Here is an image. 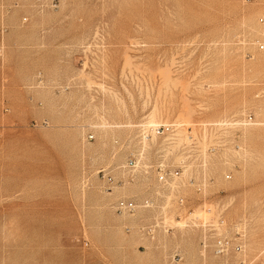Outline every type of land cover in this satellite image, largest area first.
I'll use <instances>...</instances> for the list:
<instances>
[{
  "label": "rangeland",
  "instance_id": "1",
  "mask_svg": "<svg viewBox=\"0 0 264 264\" xmlns=\"http://www.w3.org/2000/svg\"><path fill=\"white\" fill-rule=\"evenodd\" d=\"M261 17L264 0H0V264H264ZM152 112L198 148L165 152L186 165L168 190L148 171L161 139L124 169ZM218 237L242 250L215 256Z\"/></svg>",
  "mask_w": 264,
  "mask_h": 264
},
{
  "label": "built area",
  "instance_id": "2",
  "mask_svg": "<svg viewBox=\"0 0 264 264\" xmlns=\"http://www.w3.org/2000/svg\"><path fill=\"white\" fill-rule=\"evenodd\" d=\"M259 22L261 26H264V18H260ZM1 33H3V29L0 30ZM257 47L259 51H264V34H262V39L257 41ZM2 53V46L0 44V54ZM247 121H250L251 118L248 116L246 117ZM177 132H178V126L175 124H159L157 126L152 127L151 129L147 130L145 126L138 127L136 130V136L135 141L138 146L141 145L142 141L144 140H150L152 137V134L157 137L158 139H161L166 144L162 145L161 143L156 146L153 151H155L156 154V161L154 163H151L148 166V171L154 176L157 184L159 185L161 190H168L173 183L177 179H179L183 175V171L186 167L185 162L181 161L176 165H169L167 163V157L165 156L167 154V149L165 146H167L170 143H174L177 140ZM190 141L192 139L191 136ZM93 137H89L88 139H92ZM209 147L210 151H214L215 147L211 148ZM175 152L177 154H189L191 152L198 153V148L196 147H187V145L183 146H177L174 148V150H169V153ZM166 152V154H165ZM143 151L140 150H134L130 151L128 154V157L126 159V163L124 165V169L127 172L133 173L134 171H137L138 168H140V163L142 162L143 158ZM98 174L102 177V179L105 181L107 185H113L115 183L114 177L112 176L111 172L109 170H100L98 171ZM227 179H229V176H227ZM200 191V190H199ZM184 198L180 195L176 197V203L179 207L184 206ZM144 210H150L155 208L154 201L150 198L144 199L140 204H138L135 200L132 199H119L114 204V209L119 214H128V215H134L137 210L139 209ZM159 222L157 220L151 221L147 224L142 225L138 230L146 238L152 239L156 233V231L160 228ZM163 224V223H161ZM126 232H130L131 228L126 227ZM87 245V244H85ZM209 247V243L207 241L202 242V248L205 250ZM231 250H234L235 252H240L242 250V245H232V242L225 237H218L214 240L212 245V251L215 256H225L228 254ZM180 257L178 254L173 255V261L178 260Z\"/></svg>",
  "mask_w": 264,
  "mask_h": 264
},
{
  "label": "bare ground",
  "instance_id": "3",
  "mask_svg": "<svg viewBox=\"0 0 264 264\" xmlns=\"http://www.w3.org/2000/svg\"><path fill=\"white\" fill-rule=\"evenodd\" d=\"M261 18H264V17H261ZM259 22V21H258ZM259 24H260V22H259ZM261 25V24H260ZM262 28H264V26H261ZM256 30V29H255ZM257 49H258V47H257ZM188 109V108H187ZM154 111H156V110H154ZM190 111V112H189ZM183 112V111H182ZM189 113H193V112H191V110L189 109L188 110V113H187V110H186V114H187V116L188 117H190V115H189ZM186 114L185 113H180V118H183V116L185 115V118H187V116H186ZM102 117V116H101ZM100 119V118H99ZM187 119H190V118H187ZM227 120V119H226ZM102 121V120H101ZM186 121V120H185ZM189 121V120H188ZM191 121V120H190ZM183 122V121H182ZM223 121H221L220 123H222ZM225 122V121H224ZM106 123H107V121H106ZM219 123V122H218ZM157 125H159V124H157V121H156V117H155V113L154 112H152L151 113V115L149 116V118H148V121H146V123H145V126H146V128H147V130H149V129H151L152 127H154V126H157ZM177 125V124H176ZM178 125H181V124H178ZM100 127V126H99ZM103 128V127H102ZM104 129V128H103ZM155 138H157V137H155L153 134H152V137H151V139L150 140H144V141H142V143H141V145L139 146V150L140 151H143V153H144V155H145V153H147V151L148 150H150V144H151V142L155 139ZM190 139V137L188 136L187 138H186V140H189ZM194 140V139H193ZM177 141V140H176ZM176 141L174 142V143H170V144H168L167 146H165V148L167 149V152L169 153V150H174V148H176L177 146H175V143H176ZM163 143H161L162 145H165L166 143L164 142V141H162ZM245 154H246V151H245ZM135 172V171H134ZM175 183H173L172 185H171V187L172 188H174L175 187V185H174ZM172 190V189H171ZM170 195V194H169ZM170 198V196L168 197V199ZM163 209V208H162ZM122 215H128V214H122ZM190 215H192L193 216V219H199V218H201V214H200V211H197V212H195V214H190ZM129 216H133V215H129ZM203 217V216H202ZM210 217V216H209ZM206 218H208V217H206ZM172 221H174V223L176 224V226H179L180 227V229L182 230L183 229V227L185 226V224H186V222H187V220H186V222H185V220H184V222H183V219H182V221H175V220H173L172 219ZM217 222V221H216ZM174 224V225H175ZM166 231V230H165ZM255 258V257H254Z\"/></svg>",
  "mask_w": 264,
  "mask_h": 264
}]
</instances>
